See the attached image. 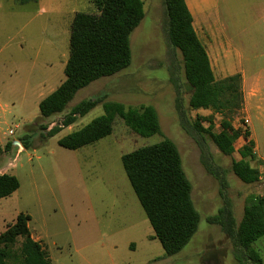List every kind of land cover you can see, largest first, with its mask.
<instances>
[{
	"label": "rangeland",
	"instance_id": "374dc122",
	"mask_svg": "<svg viewBox=\"0 0 264 264\" xmlns=\"http://www.w3.org/2000/svg\"><path fill=\"white\" fill-rule=\"evenodd\" d=\"M195 1L208 6L210 24L214 26L216 21L222 30L211 36L224 41L225 35L232 45L230 55L264 51V0ZM143 3L144 16L129 37L128 67L78 90L63 112L40 117L39 101L64 79L74 13L94 12L95 8L91 0L22 4L0 0V173L14 175L19 181L18 189L0 199V233L19 212L28 214V228L45 247L51 264H253L244 257L237 258L231 240L207 217L218 211L225 196L238 223L246 196L264 195V163L257 158L251 160L259 170V179L244 183L231 170L245 143L243 136L234 142L233 153L226 155L206 135L211 162L220 172L223 185L216 174L207 171L198 144L181 126L177 103L191 122L201 118L206 128L211 121L214 132L220 130L223 114L188 109L190 87L184 77L182 56L176 50L172 64L164 37L163 0ZM210 62L216 79L244 70L245 89L247 72L264 66V58L221 59L220 52L211 51ZM243 87L241 76V90ZM99 92L105 93V100L126 107L153 106L162 135L138 136L116 117L111 133L92 144L78 149L58 144L61 137L101 114V104L48 135L71 106ZM245 119L248 113L243 101L241 109L230 117L231 125L241 133L249 132ZM9 129L13 134H8ZM163 136L177 145L200 216L191 239L170 256L164 254L158 239L152 238L153 230L120 160L122 153ZM18 138L26 140L28 147L18 148L12 143L6 148ZM249 249L255 250L260 264H264V236Z\"/></svg>",
	"mask_w": 264,
	"mask_h": 264
},
{
	"label": "trees",
	"instance_id": "16d2710c",
	"mask_svg": "<svg viewBox=\"0 0 264 264\" xmlns=\"http://www.w3.org/2000/svg\"><path fill=\"white\" fill-rule=\"evenodd\" d=\"M19 3L36 0H15ZM94 12L74 13L69 30V53L63 68L64 79L38 103L40 117L63 112L76 92L91 82L113 75L131 62L130 34L144 16L143 0H91ZM163 32L172 64L175 51L182 56L183 71L190 87L188 109H210L223 114L220 130L213 131L211 121L202 126L201 118L189 120L181 103H177L181 126L196 141L201 162L207 171L217 175L205 143L206 135L221 153L230 155L234 142L243 136L245 143L238 150L231 170L244 183L259 179V170L250 164L256 159L254 142L248 131L231 125L230 117L242 107L241 75L234 73L216 79L206 53L192 26V16L185 0H163ZM104 92L77 102L60 122L49 130L53 135L62 127L75 122L101 104L102 113L88 123L58 140L67 149H78L109 135L116 117L141 137L162 135L155 108L151 105L126 107L123 103L105 100ZM178 101V100H177ZM26 148L28 142L17 139ZM13 142L6 145L8 148ZM3 148L0 146V156ZM126 177L153 230L164 254L178 253L197 230L200 219L191 198V184L183 169L181 155L175 142L163 136L157 142L142 145L120 156ZM1 168V167H0ZM19 187L16 176L0 173V199ZM223 194V193H222ZM222 206L207 217L220 225L231 240L237 258L260 264L261 258L251 244L264 235V195L249 194L245 198L243 214L236 223L229 200L223 196ZM28 214L19 212L14 221L0 233V264H51L43 244L32 238L28 228ZM245 250H248L247 252ZM246 252V254H244Z\"/></svg>",
	"mask_w": 264,
	"mask_h": 264
},
{
	"label": "crops",
	"instance_id": "0c3cea01",
	"mask_svg": "<svg viewBox=\"0 0 264 264\" xmlns=\"http://www.w3.org/2000/svg\"><path fill=\"white\" fill-rule=\"evenodd\" d=\"M185 2L192 16V26L194 28V31L198 39L204 46L209 61H210V51L213 53L220 52L221 59L228 58V56L234 59L264 58V51L256 52L252 55L251 54L244 55L243 51H238L237 56L230 55L231 52L230 49L232 45L230 40L226 38L224 33L222 32L224 35V41L216 40V38H213L211 36V35H215L214 33L217 34L218 32H221L222 30L220 29L216 21L214 22V26L210 24L209 19L211 15L208 6L204 5L203 3L199 4L195 0H185ZM211 19L213 18L211 17ZM225 47L228 49L225 50L224 49ZM210 65L212 68L211 62ZM234 73H240V75L242 76V84L244 86L242 88L243 101H244V109L248 113L247 121H248L249 133H250L249 137L254 142V152L256 154V158L264 163V66L256 67L254 70L247 72L248 76L246 82L247 83L246 89H245V79L243 78V75L245 74L244 70L240 71L238 69ZM31 236L33 239L40 241L38 237L34 236L33 233H31Z\"/></svg>",
	"mask_w": 264,
	"mask_h": 264
},
{
	"label": "water",
	"instance_id": "95a60500",
	"mask_svg": "<svg viewBox=\"0 0 264 264\" xmlns=\"http://www.w3.org/2000/svg\"><path fill=\"white\" fill-rule=\"evenodd\" d=\"M13 145H16V146H18V148H21V144H20V142L18 140H14L13 141Z\"/></svg>",
	"mask_w": 264,
	"mask_h": 264
},
{
	"label": "built area",
	"instance_id": "2783aa9c",
	"mask_svg": "<svg viewBox=\"0 0 264 264\" xmlns=\"http://www.w3.org/2000/svg\"><path fill=\"white\" fill-rule=\"evenodd\" d=\"M245 121L247 122L246 119H245ZM8 134H13V130H12V129H9V130H8Z\"/></svg>",
	"mask_w": 264,
	"mask_h": 264
}]
</instances>
